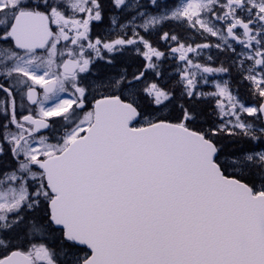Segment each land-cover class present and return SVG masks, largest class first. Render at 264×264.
Masks as SVG:
<instances>
[{"label":"snow or ice","instance_id":"snow-or-ice-1","mask_svg":"<svg viewBox=\"0 0 264 264\" xmlns=\"http://www.w3.org/2000/svg\"><path fill=\"white\" fill-rule=\"evenodd\" d=\"M0 264H264V0H0Z\"/></svg>","mask_w":264,"mask_h":264}]
</instances>
